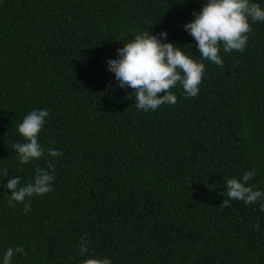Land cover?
Returning <instances> with one entry per match:
<instances>
[{
  "label": "trees",
  "instance_id": "1",
  "mask_svg": "<svg viewBox=\"0 0 264 264\" xmlns=\"http://www.w3.org/2000/svg\"><path fill=\"white\" fill-rule=\"evenodd\" d=\"M205 3L0 0V264L18 246L26 254L11 264H264V201L220 207L227 179L253 169L246 186L264 192V22L249 21L243 52L221 44L219 67L184 30ZM144 32L205 64L196 97L178 83L175 105L145 112L118 86L107 61ZM33 110L50 113L45 154L20 165L13 145ZM37 168L54 175L53 191L27 214L9 207L8 181L33 182Z\"/></svg>",
  "mask_w": 264,
  "mask_h": 264
},
{
  "label": "clouds",
  "instance_id": "2",
  "mask_svg": "<svg viewBox=\"0 0 264 264\" xmlns=\"http://www.w3.org/2000/svg\"><path fill=\"white\" fill-rule=\"evenodd\" d=\"M194 16L192 22L184 25V30L197 42L202 58L223 67V59L219 54L221 44L224 52H243L252 32L249 21L264 22V8L251 0H206L202 10L194 13ZM160 36L166 39L167 33L161 32ZM107 64L108 71L115 74L118 86L133 89L135 107L145 112L157 110L164 104L175 105L177 96L170 89L178 83L183 87L185 99L196 97L205 72L203 62L195 61L172 43H162L149 32L138 34L131 42L124 44L118 49V58L107 61ZM49 115L48 110H33L19 124L18 132L25 142L15 143L13 148L18 154L20 165H27L44 156L45 149L38 142V134ZM47 155L58 157L61 152L50 148ZM47 169L54 170L55 164L49 161ZM255 173L253 169L244 173L242 179H227L228 199L220 207L230 208L232 201H242L246 205L264 201V192L246 186ZM0 175L6 177L8 170L0 169ZM53 181L54 175L40 168L35 170L34 181L25 185H21L20 176H15L6 185L11 192L9 207L23 204V211L27 214L31 210V198L52 192ZM260 211L264 212V203ZM255 228L258 230L259 225H255ZM88 244L87 238L82 237L79 245L81 256L88 254ZM17 253L26 254L24 247L8 248L3 256V264H11ZM83 264H112V261L107 257L89 258Z\"/></svg>",
  "mask_w": 264,
  "mask_h": 264
}]
</instances>
